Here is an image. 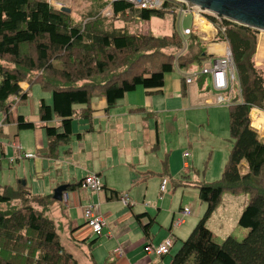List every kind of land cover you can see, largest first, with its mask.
<instances>
[{"label": "trees", "instance_id": "1", "mask_svg": "<svg viewBox=\"0 0 264 264\" xmlns=\"http://www.w3.org/2000/svg\"><path fill=\"white\" fill-rule=\"evenodd\" d=\"M107 5L111 16L122 15L125 23L126 17L142 21L171 14L172 33H132L127 27L112 25L97 11L90 12L84 23H74L69 13L54 8L48 0H0L1 125L12 123L17 131L35 129L22 115L12 118L11 108L28 96L20 91L19 83L39 84L51 94V105L40 99L37 115L46 137L43 152L47 157H55L58 147L69 143L74 117L91 118V99L105 97L108 110L136 87L158 89L165 74L173 71H179L183 80L191 64L199 65L211 57L195 34L181 39L174 4L147 10L124 1L104 0L98 11ZM205 16L217 29L216 39L228 43L241 101L235 95L234 103L227 106L231 148L220 177L194 182L206 209L169 264H264V139L250 126L249 117L252 108L264 110V77L252 61L258 33ZM123 54H128L126 59L118 58ZM207 76L198 75L196 80L204 81ZM53 117L59 120L57 126L48 124ZM241 163H245V171L240 169ZM80 182L65 187L71 190ZM106 190L109 198L117 197L115 191ZM225 193L248 196L238 219L247 233L241 240L229 236L218 244L205 224ZM59 203L53 194L34 195L21 183L0 185V264H78L61 244L54 221L45 214ZM143 216L148 217L143 226L148 236L154 218L138 214L135 220L140 222Z\"/></svg>", "mask_w": 264, "mask_h": 264}, {"label": "crops", "instance_id": "2", "mask_svg": "<svg viewBox=\"0 0 264 264\" xmlns=\"http://www.w3.org/2000/svg\"><path fill=\"white\" fill-rule=\"evenodd\" d=\"M53 7L60 10L55 5ZM188 15L191 17L190 24L183 22L185 15L179 16L176 22L178 34L183 41L188 35L183 36L181 29L190 27L191 33L195 34L204 46L206 55L219 57L229 50L227 42L216 39V27L203 15ZM172 25L173 17L168 25L171 31L161 36H169L173 30ZM199 65L191 64L185 73L198 70ZM196 78L192 83L185 84L179 71L167 73L162 87L145 89L138 86L118 99L108 110L105 97L97 96L91 99V118L79 119L82 128L77 132L73 131L71 122L73 137L69 143L58 147L53 158L47 157L43 152L46 137L43 128H40L42 124L38 119V112H29L28 119L20 113L24 119L36 125L34 130H30L34 131L36 152L28 150L34 153V156L25 158L16 137L10 146L17 163L22 158L32 160L30 167L34 176L29 186L26 185L24 174H16L14 184L11 182L13 178H9L3 185L15 187L25 180L22 185L34 195H48L53 194L61 185L76 184L85 176L94 174L100 181L98 191L81 188L80 184L74 189H66V199H63V193L60 203L45 212L46 216L54 221L60 242L66 251L74 256L78 264L80 259H87L91 264H169L171 256L188 237L206 209V204L198 199L194 182L218 179L231 148L228 109H221L219 114L220 108L216 107L224 106L216 103L217 96H226L228 92L226 94L215 91L209 76L206 78L211 90L205 86L206 78L204 81H197ZM19 89L29 95L30 85L21 82ZM208 91H211L214 99ZM235 95L239 93L233 94L232 98ZM193 98L201 99L200 103L193 102ZM41 99L45 103L50 100L47 104L51 105V96L47 100ZM210 107L213 108L208 109ZM145 114L154 119H145ZM163 115L170 116L168 119L173 124L179 122L183 125H193V129L198 131L189 139L188 135L184 137L179 129V135L171 143L177 140V144L181 146L187 144L183 151L172 152L163 145L158 127L164 118L158 116ZM212 116H215L214 122L223 125L222 134L226 145L224 148L220 141H217V151L224 149L223 152L218 151L219 166L213 170L215 174H211L209 178H201L198 173L202 169L203 161L205 157L212 158L213 150L211 146H207L209 148L201 151V158L198 159L197 149L201 147L199 132L204 125L210 127ZM58 123L59 120L53 117L48 124L57 126ZM165 124L166 121L162 123L163 126ZM132 130L135 133H130ZM215 132V138L220 140L217 129ZM77 133L82 136H74ZM85 149L89 155L81 160L80 156H76V151L84 152ZM184 152L189 153L186 159L183 157ZM240 168L245 171V163H241ZM165 178L168 181V190L166 188L162 193L160 184ZM106 189L115 191L117 197L109 198V191ZM123 193L129 197L128 206H124L118 199ZM239 195L223 194L218 206L207 219L206 228L214 240H224L229 236L238 239L246 235L247 230L238 225V219L248 202V196L242 194L244 201L240 202ZM88 204L96 206V211L106 223L103 235L98 238L90 232L82 217L83 208ZM184 208H188L190 213L183 216L181 224L174 225ZM138 214H148L150 218H154V222L148 227V236H145L143 231L148 217L143 216L139 222L135 220V215ZM164 239L172 241L168 254L154 257L144 252L145 245H157ZM93 240L95 242L92 243ZM116 248H120L122 252L114 253Z\"/></svg>", "mask_w": 264, "mask_h": 264}, {"label": "rangeland", "instance_id": "3", "mask_svg": "<svg viewBox=\"0 0 264 264\" xmlns=\"http://www.w3.org/2000/svg\"><path fill=\"white\" fill-rule=\"evenodd\" d=\"M50 4L53 6L55 3L60 4L59 8L61 7H67L70 10V18L74 23H84L85 21H87L89 18L88 14L90 12H96V14H100L102 16H105L106 18L109 19V21L112 22V25H116L117 27H127V29L129 30V32L132 33H145V34H153L155 36H161L163 34H168L171 31L170 23H171V19H172V15L171 14H166L164 15L162 18H151L149 20H138L136 18H132V17H126V23L123 21L124 19L122 15H119L117 17L111 16V10L109 8V6L107 5L106 7H104L103 9H100L98 11V4L100 1H104V0H49ZM99 1V2H98ZM110 1V0H108ZM107 2V1H106ZM175 8V6L173 7ZM169 13V12H168ZM174 13V12H173ZM175 13H176V9H175ZM174 13V14H175ZM176 15V14H175ZM203 16L205 17L206 20H208L205 16V14H203ZM190 15H185L183 18V22L185 24H190ZM124 23V24H123ZM201 26H205V25H201ZM258 35L256 36V43H255V48H254V53L252 55V61L254 63V67L256 69H258L263 77H264V32H260L257 31ZM128 54H123L121 56H119L118 58L121 57V59L123 58H127ZM159 59H162V55L159 54L158 56ZM202 64V63H201ZM200 64V66H201ZM205 86L208 90H211V86L208 82V80L206 79L205 82ZM32 91V93H30ZM30 92L29 95L27 97V99L23 100H19L17 103L14 104L13 108L11 109V117L15 118L17 115H21L20 113H22L25 118L28 119V114L29 112H34V110L36 112H38V102L40 101L41 98H44L47 100V98H50L51 94L48 91L42 90L39 86V84L35 83L30 85ZM208 94H211L212 98L214 99V95H212L211 91H208ZM231 94L233 96V94H236V89L235 87H233V90L231 91ZM206 95V94H205ZM205 97V96H204ZM201 99H194L193 98V102L199 104ZM238 101H241L238 95ZM50 100H47L46 103H49ZM219 107V114L221 109L227 110L226 105L224 106H216ZM213 107H210L208 109H211ZM216 108V109H219ZM205 109V108H204ZM207 109V110H208ZM215 109V108H214ZM252 109H256L262 113H264L263 109H258V108H252ZM250 110V126L258 133L259 137L263 138L264 135V129H261L260 125H258L257 123H255V120L252 117V111ZM172 116L175 114H171ZM204 115L206 116V113H204ZM180 115H178L179 117ZM219 118H221L220 115H218ZM159 118H162L163 121H161L162 123L166 121V124L163 126L162 123H160L158 125L159 130L161 132V140H163V145H166L172 152L176 151H183L184 149L187 148V144H183L182 146L180 144H177V140L174 141V143L171 141H173V139H175V137H177V135H179V129H181L182 135L184 137H186V135H188V138L191 139V137L198 132L197 130L193 129V125H183L181 123H171L170 120L168 119L170 116H158ZM144 118L146 119H150L151 116H148V114L144 115ZM154 119V117L151 118V121ZM215 116H212L211 122L212 124L210 125V127H207L206 125L203 126V129L200 130V134H201V140H200V144L201 147L197 149V153H198V159L201 158V154L203 150H205V148H209L207 146H211V149L213 150L212 152V158L211 157H205L204 161H203V166L202 169L199 171L198 175L202 178H209L211 176V174H215V172L213 171L214 169H216L219 166V153L223 152V148H221V150H218V142L220 141V143L224 146L226 145L225 140H223V125L220 123V125L216 122H214ZM3 122V114L0 112V185L5 184L6 180H8L9 178H13V184L16 182V178L14 177L16 174H18V176H20V174H24V178L27 181V186H29V183L31 182V178L34 176L33 173V169L30 167L32 164V160H27L22 158V160H19V163L16 162L17 159H14L13 156V150L11 148V143L14 140V138L16 137L18 140V143L22 146L21 149L23 150V153H32L29 152L28 150H32L33 152H36V147H35V139H34V131H30V130H22V131H17L16 127L14 124L12 123H5L3 125H1ZM73 131L77 132V130H81L82 128V123L81 120L77 119V118H73ZM71 127H72V123H71ZM216 129L219 132V138L220 140L215 138V134H216ZM211 130V131H209ZM130 133H135L134 130H132V132ZM14 134H17V136H14ZM212 134V135H211ZM221 145V146H222ZM225 148V146H224ZM78 151H76V156H80V159L82 160L85 156L89 155L87 152V149L84 150V152L79 151V153H77ZM4 153V154H3ZM34 154V153H32ZM207 155V154H206ZM205 155V156H206ZM216 155V156H215ZM22 157V156H21ZM78 160V159H77ZM57 169L59 167H56ZM213 168V169H212ZM241 169V168H240ZM220 174L218 176V178L221 175ZM219 173V172H218ZM24 180V179H23ZM24 180V181H25ZM211 180V179H210ZM22 181V180H21ZM167 190H168V184H167ZM231 196L232 194L228 193V196ZM240 197V202L244 201V197L242 194L239 195ZM204 212V211H203ZM203 214V213H202ZM201 214V217H202ZM200 217V218H201ZM206 226V224H205ZM243 237H239L236 240H241ZM216 243L220 244L222 242L221 239H216L215 240ZM168 258V257H167ZM79 264H91L89 263V261L87 259H85V261H83L82 259L79 260Z\"/></svg>", "mask_w": 264, "mask_h": 264}, {"label": "built area", "instance_id": "4", "mask_svg": "<svg viewBox=\"0 0 264 264\" xmlns=\"http://www.w3.org/2000/svg\"><path fill=\"white\" fill-rule=\"evenodd\" d=\"M110 1H124L129 3L132 7L138 9L147 10H161L167 8L164 4H174L177 16H183L188 14H194L195 16L209 14L208 12H203L197 7L189 6L181 0H110ZM56 7L59 8L60 4L55 3ZM210 15V14H209ZM191 33V28L186 27L181 29V34L183 36L189 35ZM198 75H208L211 78L212 88L217 92H228L226 96H217L216 103L219 105H230L233 103V98L231 91L233 87L236 88V92L239 93L238 83L236 78L235 66L231 57L230 50H227L221 56H211L202 62L200 68L196 71L189 73H184L183 81L185 84H190ZM17 146V145H16ZM19 147V146H17ZM25 158L33 157L31 153H23ZM189 156L188 152L183 153V157L186 159ZM167 179H162L160 184V191L165 192L167 188ZM80 187L88 189L90 191L96 192L100 189V181L94 174H89L85 176L81 182ZM63 199H66V194H63ZM119 201L124 205H130V200L127 194L123 193L118 196ZM182 215L177 218L174 225H179L183 221V216L188 215L189 209L184 208L181 211ZM82 217L86 226L89 228L90 232L95 237H100L103 235L104 227L106 226L103 217L96 211V206L88 204L83 208ZM172 246V241L170 239H164L157 245H145L143 250L146 254L153 255L154 257H161L169 253ZM115 253H121L120 248L114 250Z\"/></svg>", "mask_w": 264, "mask_h": 264}, {"label": "water", "instance_id": "5", "mask_svg": "<svg viewBox=\"0 0 264 264\" xmlns=\"http://www.w3.org/2000/svg\"><path fill=\"white\" fill-rule=\"evenodd\" d=\"M189 6L197 7L218 19H224L241 26L264 32V0H181ZM61 12L70 13L69 8L61 7ZM264 137V135H263ZM24 184V181H22ZM65 185L57 187L53 199L62 200Z\"/></svg>", "mask_w": 264, "mask_h": 264}, {"label": "bare ground", "instance_id": "6", "mask_svg": "<svg viewBox=\"0 0 264 264\" xmlns=\"http://www.w3.org/2000/svg\"><path fill=\"white\" fill-rule=\"evenodd\" d=\"M252 110H253L252 111V117L255 120V123L260 125L261 129H264V113H262L256 109H252Z\"/></svg>", "mask_w": 264, "mask_h": 264}, {"label": "clouds", "instance_id": "7", "mask_svg": "<svg viewBox=\"0 0 264 264\" xmlns=\"http://www.w3.org/2000/svg\"><path fill=\"white\" fill-rule=\"evenodd\" d=\"M233 103H234V101H233Z\"/></svg>", "mask_w": 264, "mask_h": 264}]
</instances>
